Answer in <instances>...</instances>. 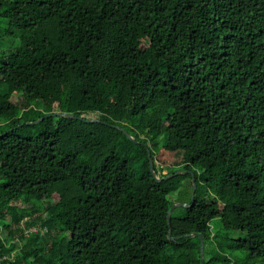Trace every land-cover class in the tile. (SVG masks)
<instances>
[{"label": "trees", "instance_id": "16d2710c", "mask_svg": "<svg viewBox=\"0 0 264 264\" xmlns=\"http://www.w3.org/2000/svg\"><path fill=\"white\" fill-rule=\"evenodd\" d=\"M56 112L82 119L28 124ZM12 128L0 264H201L193 233L204 264H264V0H0ZM161 151L181 155L167 173Z\"/></svg>", "mask_w": 264, "mask_h": 264}, {"label": "rangeland", "instance_id": "374dc122", "mask_svg": "<svg viewBox=\"0 0 264 264\" xmlns=\"http://www.w3.org/2000/svg\"><path fill=\"white\" fill-rule=\"evenodd\" d=\"M19 42H20L19 38L12 40V44L16 47L19 45ZM13 101L22 104L21 101L19 100V97H17V96L13 97ZM180 156H181L180 154H176L173 151H161L157 155V163L159 164V166L164 168L163 173H167V167L171 166L173 163H175L177 161H180L181 160ZM170 199L174 200V203H185V200L183 198L182 199L178 198L177 195H171ZM34 209H35V207L33 204L28 206L29 214L25 216V219L22 223V226H26L27 223L36 219L38 217V215H40V213H38L37 211H34ZM224 225H225V227L223 226L222 220L219 217L214 218L212 220V223H211L212 230H213L214 234L217 233V234H219V236L224 235V236H230V237L238 236V233L233 228V226H234L233 224L226 222ZM0 226H1V223H0ZM235 227H236V225H235ZM38 229H39L38 226H32L28 229V232H36ZM253 234H255L253 228H248L246 230V232L240 233V235L242 237H244L248 240H251V238L252 239L256 238V234L255 235H253ZM62 236L67 238L69 236V234L64 233V234H62Z\"/></svg>", "mask_w": 264, "mask_h": 264}, {"label": "water", "instance_id": "95a60500", "mask_svg": "<svg viewBox=\"0 0 264 264\" xmlns=\"http://www.w3.org/2000/svg\"><path fill=\"white\" fill-rule=\"evenodd\" d=\"M50 116H62V117H66V118H73V119H82L81 117L75 115V114H71V113H62V112H56V113H52V114H48L42 118H40L39 120L37 121H34V122H28L29 125H35L37 123H39L40 121L44 120L45 118H48ZM89 122L91 121H97L95 119H91V120H88ZM120 130H122L127 136L128 138H130L134 143L136 144H139L138 141L135 140L134 137H132L127 131H125L124 129H122L121 127H118V126H114ZM14 128L10 129L9 131L5 132L4 134H1V136L3 135H6L8 134V132L10 131H13ZM149 160H150V169H151V172H152V175L153 177L158 181H162L163 179L162 178H159L155 172V168H154V161H153V158L151 156V153L149 152ZM183 173H186V172H183ZM192 176H193V182H194V188H193V194H192V202L191 204H188V203H174L171 208L169 209L168 211V221H169V226L171 227V224H170V219H171V214L172 212L174 211V209H176L177 207H181V206H184V207H189V206H192L195 202V192H196V188H197V184H196V180L194 178V173L191 172ZM173 175H169L167 177H165L164 179H168L170 177H172ZM169 234L171 236V229L169 230ZM193 236H200V239H201V264H204V254H205V244H204V238H203V235H199L197 233H193Z\"/></svg>", "mask_w": 264, "mask_h": 264}]
</instances>
